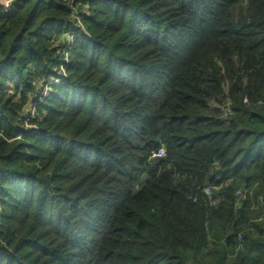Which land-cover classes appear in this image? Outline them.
Masks as SVG:
<instances>
[{"label":"trees","instance_id":"1","mask_svg":"<svg viewBox=\"0 0 264 264\" xmlns=\"http://www.w3.org/2000/svg\"><path fill=\"white\" fill-rule=\"evenodd\" d=\"M0 134V264H264V0H0Z\"/></svg>","mask_w":264,"mask_h":264},{"label":"built area","instance_id":"2","mask_svg":"<svg viewBox=\"0 0 264 264\" xmlns=\"http://www.w3.org/2000/svg\"><path fill=\"white\" fill-rule=\"evenodd\" d=\"M1 2H2V4L7 8V7H9L8 3H10L11 0H8L7 2L1 0ZM225 112H226V114H230V109H229V107H227V108L225 109ZM33 115H34V110L31 111V113H30V117H28V118L25 119V127H26L27 129H31V128H33L32 126L29 125L30 120L32 119ZM1 137H2V135L0 134V138H1ZM157 156H158V157H163V156H164V151H163V150H160V151L158 152ZM203 192H204L206 195H209V189L205 188V189L203 190ZM238 196H241V193H240V192H238Z\"/></svg>","mask_w":264,"mask_h":264},{"label":"water","instance_id":"3","mask_svg":"<svg viewBox=\"0 0 264 264\" xmlns=\"http://www.w3.org/2000/svg\"><path fill=\"white\" fill-rule=\"evenodd\" d=\"M16 2V0H13V1H11L10 3H8V5L10 6L11 4H13V3H15Z\"/></svg>","mask_w":264,"mask_h":264},{"label":"rangeland","instance_id":"4","mask_svg":"<svg viewBox=\"0 0 264 264\" xmlns=\"http://www.w3.org/2000/svg\"><path fill=\"white\" fill-rule=\"evenodd\" d=\"M3 1H6L7 2L8 0H3Z\"/></svg>","mask_w":264,"mask_h":264}]
</instances>
